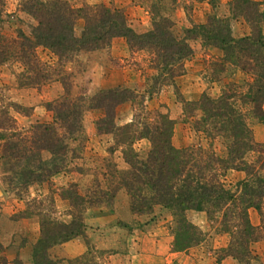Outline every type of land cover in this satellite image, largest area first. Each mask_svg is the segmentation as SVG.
Returning a JSON list of instances; mask_svg holds the SVG:
<instances>
[{
  "label": "trees",
  "instance_id": "16d2710c",
  "mask_svg": "<svg viewBox=\"0 0 264 264\" xmlns=\"http://www.w3.org/2000/svg\"><path fill=\"white\" fill-rule=\"evenodd\" d=\"M6 1L0 0V19ZM191 1L209 2L213 9L217 5V0ZM262 4V0H229L228 16L213 12L204 22L187 28L183 37L175 38L171 32L174 23L165 6L160 13L159 7L151 4L150 28L137 31L122 9L103 4L76 7L69 0L18 1V10L31 16L35 24L30 35L21 29L13 37L0 34V64H20V86L39 87L59 82L63 92L46 104L53 113L52 121L32 125L30 134L19 133L16 140L7 132L11 129V118L6 111L1 112L0 157L12 168L9 184L22 189L70 170L69 161L76 153L71 143L84 139L83 114L88 109L103 111L96 121L97 131L112 133L115 144L123 147L121 168L117 163L106 165L102 171L76 166V171L92 174L93 179L82 192L75 184L63 190L73 219L67 224H41V236L32 251L34 264H55L48 256V249L84 233V210L110 206L119 196L126 199L128 210L136 216L151 213L156 206L171 211L176 251L186 250L194 242L196 226L188 221L186 211L205 210L209 218L219 216L222 231L229 234L223 250L226 257L236 264H263L251 246L264 240V142L255 140L250 126L251 119L264 124ZM237 18L244 20L248 31L235 36L231 20ZM78 19L83 20V28L76 35ZM117 37L125 39L131 52L145 50L150 54V67L156 74L150 76L153 84L149 90L157 83L160 88L172 84L178 101L185 105L187 117H194L195 131L211 142L216 138L224 141L223 155L216 153L211 145L176 147L172 143L176 120L168 111L142 108L130 122L118 126L116 108L143 97L128 86L99 88L90 97L74 93L73 76L65 65L79 62L80 55L107 49ZM192 40L221 52L216 71L223 72L229 65L243 73L245 79L222 84L217 95L203 91L195 100L181 98L175 78L186 70L184 61L192 55L189 43ZM39 47L56 55L54 66L40 59ZM214 80L219 82L221 77L209 81ZM141 138L149 141L144 152L133 147ZM230 169L243 172V178L227 183L225 176ZM79 206L81 212H73ZM251 209L259 216L257 225L250 219ZM0 263L22 264L18 259L6 257H1Z\"/></svg>",
  "mask_w": 264,
  "mask_h": 264
},
{
  "label": "rangeland",
  "instance_id": "374dc122",
  "mask_svg": "<svg viewBox=\"0 0 264 264\" xmlns=\"http://www.w3.org/2000/svg\"><path fill=\"white\" fill-rule=\"evenodd\" d=\"M18 1H6L0 19V34L13 37L16 35L17 30L21 29L25 34L30 35L35 21L25 12L18 10ZM69 1L76 7L83 4H103L122 9L130 24L137 31H145L150 28L151 4L159 7L158 11L160 13H162V6H165L168 8L167 13L171 15L174 23L171 32L175 38L183 37L187 28L193 24L204 22L207 15L213 12L219 16L229 15V0H217L215 9L212 8L209 2L197 3L191 0ZM262 1L261 7L264 9V0ZM231 26L235 36L248 31V26L240 18L232 19ZM82 28L83 20L78 19L75 24V34L79 35ZM121 40L122 43L128 46L124 38ZM120 42V39L114 38L107 49L93 51L88 55H80L78 56L79 62L74 61L65 65V69L71 72L73 76L74 93H84L90 97L99 88L128 86L138 94H142L143 97L124 102L116 108L115 122L118 126L130 122L134 114L139 113L142 108L167 110L170 117L174 118L177 123L172 136V143L176 147L201 145L207 148L211 145L216 153L223 155L225 152L224 141L216 138L211 142L202 133L195 131L193 127L194 117H187L183 110L185 105L178 101L172 84H166L160 88V84L157 83L155 88L149 90L153 84L150 76L156 74V71L150 67V54L142 50L129 51V53L126 52V55H123ZM189 43L193 48V52L184 63L187 65L188 70H192L196 74L197 87L201 88L203 85L214 83L213 88L204 91L211 95H217L222 84L232 80L242 82L245 79L243 73L229 65L225 67L226 69L223 72L216 71L221 56V52L217 48L204 47L199 41L195 40L189 41ZM37 52L40 59L49 66L56 64L57 57L51 51L39 47ZM117 52L121 55H115ZM124 69L128 70L124 71ZM21 70L22 67L17 62L0 64V118H2L1 112L6 111L12 121L11 126L8 124L11 129L7 132L9 135L12 134L9 137L15 140L19 133L30 134V128L36 123H50L53 113L47 108L46 104L63 92L59 82H49L39 87L20 86L18 73ZM125 76L128 78V85H120L119 83L124 82ZM217 77H221V81H209ZM186 83L188 82L186 81ZM184 87L183 85H177L181 98L188 101L197 99L194 98V94L187 93ZM102 116L103 111L101 109H88L84 112L83 129L85 137L80 141L77 140L71 143L73 147H76V153L75 157L69 161L70 170H63L44 182H35L22 189L14 188L7 181L12 175L10 172L12 168L10 169L9 165H5L0 157V258L18 259L22 264H34L32 251L33 246L41 236V224L46 223L52 226L53 224H67L72 221V209L69 201L65 198L63 190L68 188L70 184H75L77 190L82 192L93 179L92 174H81L76 171V166L99 171L104 170L106 165L112 166L113 163H117L120 168L123 167V147L115 144L112 133L98 132L96 129V121ZM137 125L138 130H141V126ZM250 126L255 140L264 142V124L256 119H251ZM133 147L139 152H144L149 147V141L146 138L138 139L134 142ZM243 176V172L230 169L226 173L225 181L232 184L242 179ZM90 208H102L108 213L107 216L114 218V223L117 224L116 228L123 233H129L133 228L138 229L154 220L156 224L150 228V231L156 236L163 229L160 226V220L171 216V222H167L163 226L167 227L173 235L172 213L169 210L166 213L160 211V206L154 207L151 213L142 214V220L132 217L133 214L128 210L126 199L123 196H119L110 206ZM90 208L84 210L83 222L85 217L89 216L86 211ZM80 210L81 206L75 210L73 209V212L79 213ZM193 215L192 220L187 217L188 221L196 226L193 237L194 242L189 247L192 248V253H194L193 260L189 264H236V261L226 257L223 251L229 241V234L222 231L223 225L220 217L209 218L205 210L194 212ZM146 219L149 220L146 221ZM250 219L253 224H259V216L254 209L250 210ZM105 227L107 226L105 225ZM80 236H87L85 226L84 233ZM21 249L27 250L25 254L27 260L25 257L19 259L17 256ZM126 249V246L120 245L115 250L122 252ZM251 249L258 256L260 262L264 264V240L254 242ZM94 250L89 249L88 253L80 258L69 260L53 259L50 253H48V256L56 262L55 264H104L105 252L110 250Z\"/></svg>",
  "mask_w": 264,
  "mask_h": 264
},
{
  "label": "crops",
  "instance_id": "0c3cea01",
  "mask_svg": "<svg viewBox=\"0 0 264 264\" xmlns=\"http://www.w3.org/2000/svg\"><path fill=\"white\" fill-rule=\"evenodd\" d=\"M117 39L121 41L122 54L126 55V52L129 53L130 50L127 48L128 46L122 43L121 39L123 38L117 37ZM115 55L121 54L117 52ZM185 69L182 75L175 78V83L180 86L183 85V87L185 86L184 88H186L187 93H191V95L194 94V98H198L204 90L213 88L214 83H209L210 85L207 84L206 86L203 85L201 88L197 87V81H195V79H197V77H195L196 74H194L192 70H188L187 65H185ZM126 70L128 69H124V71ZM127 79L128 78L125 76L123 79L124 82L119 84L128 85ZM186 81L188 83H186ZM176 124L177 123H175V126ZM160 211L166 213L168 210L160 208ZM194 212L197 211L187 210L186 217L192 220ZM86 213L89 215L84 219L87 236H78L50 247L48 253L52 255L51 257L53 259L69 260L80 258L84 254H87L89 249H108L110 251L105 252L106 258L104 264H171L174 262L178 264H189L191 260H193L194 253H192V248H188L184 251H176L174 249L173 235L167 227L163 226L167 224V222H171V216L160 220V226H162L163 229L154 236L150 231V228L156 224L154 220L138 229L133 228L129 233H123L120 229L116 228L117 224L114 223V218L112 216H107L108 213L102 208H90L87 209ZM132 217L142 220L141 216L133 215ZM148 220L149 219H146V221ZM105 225L107 227H105ZM120 245L126 246L127 249L122 252L115 250ZM23 251H25V249H21L17 256L19 259L25 257L27 260V255H25L27 250L25 252Z\"/></svg>",
  "mask_w": 264,
  "mask_h": 264
}]
</instances>
